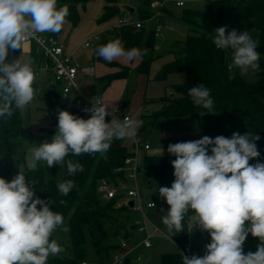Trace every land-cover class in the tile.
Returning a JSON list of instances; mask_svg holds the SVG:
<instances>
[{"label":"clouds","instance_id":"obj_1","mask_svg":"<svg viewBox=\"0 0 264 264\" xmlns=\"http://www.w3.org/2000/svg\"><path fill=\"white\" fill-rule=\"evenodd\" d=\"M68 16V6L59 5L58 0H0V119L24 111L36 97L31 62H22L21 56L9 62L10 50L22 51L24 43L39 34L60 33ZM213 43L217 49L230 50L229 70L237 68L241 76L259 70L258 41L249 32L218 27ZM96 52L109 63L147 55V49L126 50L119 38L100 45ZM188 95L194 105L213 113L214 101L204 84L191 87ZM92 103L93 107L85 109L91 113L88 119L59 110L55 134L34 147L28 167L35 169L40 162L47 167L60 165L71 176L83 171V166L69 156L104 154L114 139L136 135L140 122L127 117L109 121L103 101ZM259 138L234 132L230 138L203 136L168 145L167 151L175 157L174 180L170 187H159V196L169 206L161 216L162 224L172 237L185 231L184 221L189 218V234L198 228L211 238L202 257L183 256V264H264V163H249L260 156ZM17 167L11 181L0 177V264H48L50 257L65 251L54 233L69 229L51 201L36 196L25 164ZM74 187L71 179L57 185L64 196ZM249 234L260 243L255 253L244 254Z\"/></svg>","mask_w":264,"mask_h":264},{"label":"trees","instance_id":"obj_2","mask_svg":"<svg viewBox=\"0 0 264 264\" xmlns=\"http://www.w3.org/2000/svg\"><path fill=\"white\" fill-rule=\"evenodd\" d=\"M95 0H58L59 5H67L69 16L67 21L79 19V8L85 9L86 5ZM120 8L117 0H105V7L101 22L108 21L117 16ZM152 10L141 11V21L150 17ZM146 13V14H145ZM150 14V15H149ZM187 25V35L183 42L181 53L183 58L164 65L156 78L164 80L168 75L184 72L186 81L174 85L173 91L180 95L179 98L159 99L163 106L161 112L153 115L152 124L158 122L196 115L199 127L204 136L215 138L223 135L230 138L234 132L241 135L249 132L259 136L256 141L260 156L250 160V164L264 163V0H206L203 9H186L181 17ZM226 27L228 31L235 29L238 33L247 31L258 41L257 51L260 53L259 70L249 73L257 75L253 83L247 82L241 76L239 69L229 70L231 63L230 50L217 49L213 43L215 29ZM142 29L134 30L130 27H118L112 33L104 34L94 46V55L97 48L110 40L119 38L125 49L140 48L142 41ZM58 34V33H57ZM57 34L49 36L56 37ZM155 33L148 38L147 46L153 48ZM112 67L117 64L109 63L101 57L96 58ZM151 58H146L135 68L140 75H148ZM120 71L95 79L96 84L103 87L112 82L125 79L130 68L119 67ZM204 84L210 89L214 101L213 113L201 106L193 104L188 91L191 87ZM49 106L47 118L55 127L58 123V111L65 110L63 92L57 87L49 90ZM81 108L67 110L81 118L88 119L91 113H82ZM106 119L111 121L109 116ZM22 133L21 111L16 110L8 119H0V157L17 152L15 139ZM134 157L125 145V139H114L109 150L104 154H82L69 156L67 159L78 161L83 166V171H77L69 176L64 167L63 181L71 179L75 187L67 195L59 193L56 185L44 181L43 171L40 167L28 169L25 167L26 178L35 183V194L46 201H51L53 210L60 212L64 221L68 222L70 233L71 258L54 257L48 260V264H82L87 256L86 239L90 238L96 254L107 252L106 240L108 237L107 223L115 224L114 214L127 209L123 204L117 207L120 198L103 200L100 197V187L103 181L115 184L117 180H127L124 169L127 161ZM166 155L146 154L142 158L138 174L144 175L149 180H163L166 187H170L174 180V168L172 161ZM14 167L8 163L0 162V177L11 181ZM63 201V203H61ZM191 214V213H190ZM116 225V224H115ZM120 227H117V230ZM126 231V237L130 236ZM259 239L248 235L243 245V251ZM160 264H183V256L180 252L165 253L160 256Z\"/></svg>","mask_w":264,"mask_h":264},{"label":"rangeland","instance_id":"obj_3","mask_svg":"<svg viewBox=\"0 0 264 264\" xmlns=\"http://www.w3.org/2000/svg\"><path fill=\"white\" fill-rule=\"evenodd\" d=\"M177 1H183L185 6L177 7ZM205 1L206 0H117L120 12L117 16L112 17L108 21L113 22L114 20H122L124 17H130L133 22H142V41L139 49H147V55L141 56L140 58L143 60L146 58L152 59L148 75H140L135 69H130L125 79L112 82L107 87L96 84L93 89V83L98 77V71L96 70V77L85 76L84 79H81L78 86L79 89L72 90L70 100L63 103L65 110H72L76 107L91 108V101L101 99L104 105L108 107V116L111 120L116 118L117 121H120L121 118L127 116L133 121L140 122V127L137 129L136 135L133 136L140 139L138 167H140L142 158L146 154L166 155L172 158L174 156L167 151L170 143L194 141L204 136L199 127V120L196 115L165 120L155 125H153L152 122L153 115L161 112L163 109L159 99L179 98L180 95L175 93L172 87L186 81L184 72L170 74L164 80H158L156 78L164 65L183 58L181 49L188 30L187 25L181 19L183 12L186 9H203ZM95 2L98 3L97 5L104 4V0H95ZM154 2L162 3L163 8L152 10V12H150L151 15L149 14L150 17L141 21V11L148 12L149 5ZM87 5L85 9L79 10V22L81 21L82 12L87 10ZM125 8L133 9L134 13L129 14ZM156 13H160V16H154L157 15ZM101 17L102 16L99 17V20ZM66 24L68 26V23ZM158 25L162 27L161 32L155 35L154 46L150 48L147 46L148 38L151 34L155 33ZM64 29L63 27L62 31L57 34V36H60L59 41L63 37L62 34ZM69 40L70 37L67 38V43H69ZM61 43L60 41V44ZM93 53V45L91 48L80 46L76 48L71 62L73 65H77L79 69L90 67L85 66L84 63L89 60L91 61ZM243 78L245 81L253 83L257 80V75L249 73L243 76ZM49 85H51V83ZM33 86L36 89V97L24 111H21L22 133L15 139L17 152L0 157V162L13 165L14 171L11 175V179L19 171L17 167L18 163L23 162L26 168L31 169L28 167V164L31 161V153L34 147L39 146L45 140L50 141L55 134V127L47 118V109L49 106L48 90L38 83ZM57 86L59 87L60 85ZM124 103L127 104V107L125 110H121ZM146 144L150 146L149 151L144 150V145ZM125 145L130 152L135 154L132 137L125 139ZM128 165L129 164H127V167L124 169L127 179L130 171ZM38 167L42 169L44 181L46 183L54 184L57 187L58 183L63 182L64 167L60 165L47 167L43 162L38 163L36 168ZM127 183L129 187L135 185V183L129 179ZM137 185L143 202H150L155 205L153 209H147L146 207L144 209L145 217L150 223L148 232L152 233L156 229L155 234L151 238V248L147 249L143 245V241L147 237L146 231L139 232L138 229L132 230L133 227H137V224L143 220V214L126 206L127 209L114 214L116 225L107 223V252L96 254L90 238L87 236V256L85 262L87 264H114L115 257L119 255L124 258L125 264H129L130 260L125 258L127 249L134 252L135 258H141V264H160V256L162 254L179 252L187 246L191 247L192 255L202 257L206 251L205 245L211 242V238L207 232L195 228L194 231L189 234L187 232L189 230V218H186L184 221L185 231L171 237L162 224L161 216L168 210L169 206L166 201L159 196V187L166 186V182L163 180H149L144 175L138 174ZM126 196L124 200L127 201L128 198ZM100 197L104 200L103 193H100ZM123 204L124 203L120 201L117 207ZM189 216H191V214H189ZM65 225L69 229L67 221H65ZM118 226L120 228L117 230ZM125 230L129 232L130 236L126 237ZM53 238L65 249L64 252L57 256L71 258L72 252L70 249L69 230L68 232L58 230L54 233ZM124 241L125 249L121 247ZM257 246L256 242L253 241L248 247L249 249L244 251V254L248 252L255 253ZM54 257H50L49 259Z\"/></svg>","mask_w":264,"mask_h":264},{"label":"built area","instance_id":"obj_4","mask_svg":"<svg viewBox=\"0 0 264 264\" xmlns=\"http://www.w3.org/2000/svg\"><path fill=\"white\" fill-rule=\"evenodd\" d=\"M177 7H184L185 3L183 1H177L176 2ZM151 10H156L158 8H163V4L159 2H154L149 5ZM157 15L154 16H160V13H156ZM160 24V23H159ZM118 27H130L134 30H140L143 28L142 22H133L130 17H124L122 20H119ZM162 27L158 25L155 34L158 35V33L161 32ZM100 40L99 37H94L88 40L85 43V47H91L92 43L98 42ZM29 42H36L43 54V61L40 63V65L37 68H34L35 72V81L41 76L43 73H50L53 76L54 82L57 85L61 86L62 92L64 95H68L72 90L79 89L78 87V77L80 75L82 76H93L94 75V69L91 67H85V68H78L77 65H73L71 62V57L67 56L65 54V50L62 44L57 40L56 37L49 36L43 34H39L37 39H29L25 43ZM34 81V83H35ZM92 103V101H91ZM93 107V103H92ZM86 108H82V113H89L85 111ZM127 117V116H125ZM125 117L121 118L120 121H122ZM129 118V117H127ZM130 119V118H129ZM134 148H135V154L134 157L127 161L128 167H129V174L128 179L132 180L135 185L129 187L128 186V179L126 181L124 180H117L115 184L107 183L106 181H103L101 183V187L99 191L103 193V197L105 200H112L115 198H120L121 201H123L125 206H128L130 202H133L134 206L132 209L139 211L143 214V220L140 221L137 224L136 229H138L139 232H147V237L144 240V246L146 248L151 247V238L155 234L156 229L154 232L149 233V221L145 217L144 209L145 207L147 209H153L155 205L150 202L144 203L138 190L137 185V175H138V149L140 147V139L137 137H132ZM144 150L149 151L150 146L148 144L144 145ZM127 195V196H126ZM125 196L128 198L127 201L124 200ZM182 256L191 257L192 251L190 246L185 247L184 249L179 251ZM82 264H87L86 262H83ZM114 264H125L124 258L122 256H116Z\"/></svg>","mask_w":264,"mask_h":264},{"label":"crops","instance_id":"obj_5","mask_svg":"<svg viewBox=\"0 0 264 264\" xmlns=\"http://www.w3.org/2000/svg\"><path fill=\"white\" fill-rule=\"evenodd\" d=\"M95 1H91L87 5V10L83 11L81 14V21H77L76 23L74 21H67L64 26V32L62 34V39L60 40L64 47L65 54L67 56H70L72 58L74 52L76 51V48L82 46L85 47V43L94 37L101 38L104 34L112 33L116 28H118V22L119 20H114L113 22L107 21L104 23H101L99 20V17L103 15L104 7H105V0L104 4L97 5ZM86 8V7H85ZM81 11V8H79ZM67 32V33H66ZM45 35H50V33H44ZM60 36H56L57 40L59 41ZM70 37L69 43H67V38ZM66 38V41H65ZM59 41V42H60ZM98 42H94L92 45L95 46ZM82 44V45H81ZM92 47V46H91ZM88 47V48H91ZM87 48V47H86ZM22 59V62H31L33 69L37 68L40 63L43 61V54L40 46L36 42H29L24 43L22 47V51L16 50L12 51L10 50L8 61L11 62L15 59L20 58ZM100 57L99 55H92L91 61L85 62V66H90L94 69V75L93 77H96V70L98 71V78H102L106 75L114 74L120 71L121 67H128L130 69H135L143 59L140 57L134 59L133 61H128L126 58H118L116 60H113L111 63L117 64L119 67H112L109 66L101 61H98L96 58ZM85 76L80 75L78 77V86L81 79H84ZM117 81V80H116ZM115 82V81H114ZM41 84V86L48 90V96H49V90L53 89V87H57L58 89H61V86H57L53 80V76L50 73H43L41 76L35 81L34 84ZM51 83V85H49ZM62 90V89H61ZM65 101H69L71 98V92L68 95H62ZM86 96V95H85ZM66 97L68 99L66 100ZM76 108H84V107H76ZM123 203V201H122ZM136 229L135 227L132 228V230ZM145 240V239H144ZM144 245V241H143ZM125 241L122 243V246L125 249ZM145 247V246H144ZM146 248V247H145ZM151 248V247H150ZM147 248V249H150ZM191 248V247H190ZM125 258L129 259V264H141V258L134 257V252H131V250L126 249ZM192 251V250H191ZM133 254V256H132Z\"/></svg>","mask_w":264,"mask_h":264},{"label":"water","instance_id":"obj_6","mask_svg":"<svg viewBox=\"0 0 264 264\" xmlns=\"http://www.w3.org/2000/svg\"><path fill=\"white\" fill-rule=\"evenodd\" d=\"M125 9L129 12V14H133V13H134V10L131 9V8H125ZM67 99H68V97H66V100H67ZM126 107H127V104L124 103L123 106L121 107V110H125ZM139 172H140V169L138 170V173H139ZM133 206H134L133 202H130V203L128 204V207H129L130 209H132Z\"/></svg>","mask_w":264,"mask_h":264}]
</instances>
